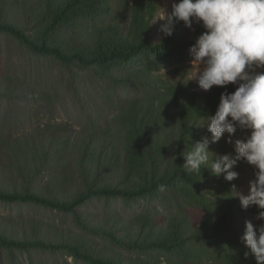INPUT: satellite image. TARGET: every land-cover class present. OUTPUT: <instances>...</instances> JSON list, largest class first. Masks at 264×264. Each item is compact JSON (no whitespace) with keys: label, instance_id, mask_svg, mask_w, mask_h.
<instances>
[{"label":"trees","instance_id":"obj_1","mask_svg":"<svg viewBox=\"0 0 264 264\" xmlns=\"http://www.w3.org/2000/svg\"><path fill=\"white\" fill-rule=\"evenodd\" d=\"M157 1L0 0V33L29 53L52 57L65 65L108 69L130 63L141 53L162 62L182 63L191 58L188 49L203 29L193 24L178 35L176 23L170 37L162 35L151 43ZM111 2L117 3L115 10L110 8ZM101 16L104 19L100 20ZM80 19H87V30L93 29L88 33L73 32L84 47L67 46L56 38L61 29L72 38L67 28ZM146 68L130 70L129 77L145 78L158 95L149 101L133 100L126 108L124 115L131 126L120 133L125 152L117 148L121 136L114 140L109 127L93 134H69L67 128L72 130L68 123L54 122L38 128L37 134H0V180L9 182L8 189L0 185V201L66 214L74 227L65 230L35 218L7 220L11 222H5L6 226L15 231L0 229V247L64 253L79 264H133L131 257L123 255L124 251H138L140 258L156 249L186 262L184 258L190 254L186 243L193 241L218 249L220 260L215 264H255L251 256L245 257L247 249L233 231L230 194L219 195L214 202L207 169H202L200 175L183 169V155L191 148L195 125L202 117L214 114L221 92H232L235 87L213 86L206 93H199L186 80L151 77L148 71L155 66ZM184 69L180 66L174 72L184 74ZM12 86L0 80V98L21 102L24 91ZM167 139L169 146L157 149ZM125 169L131 177L124 176ZM218 182L226 181L220 177ZM226 185L230 192L229 183ZM164 187L177 202L202 207L207 215L191 233L184 231L187 219L179 215L174 222L170 220L160 227L152 228L144 222L138 230H131L134 227L129 220V226H125L113 215L100 216L87 210L96 199L132 202L163 196L160 192ZM244 211L257 215L254 206ZM123 230L128 231L127 237L121 235Z\"/></svg>","mask_w":264,"mask_h":264},{"label":"rangeland","instance_id":"obj_2","mask_svg":"<svg viewBox=\"0 0 264 264\" xmlns=\"http://www.w3.org/2000/svg\"><path fill=\"white\" fill-rule=\"evenodd\" d=\"M172 3L173 0H158L153 19L158 15L159 8L164 10L165 13H170ZM116 4V2H111L110 8L115 10ZM99 19H104V16ZM163 23L162 20L151 23V43L157 42L162 37L163 33L160 28ZM87 25V19H80L74 26L67 28L72 38L68 37L69 35L64 29L57 33L56 38L64 40L67 46L82 48L85 44H81L74 37L73 32H92L91 27L87 30ZM185 30L188 31V27H185L183 22H179L177 34L180 35ZM190 60L191 58L182 63L162 62L152 55L141 53L135 56L130 63L119 64L108 69L105 67L92 69L81 67L78 64H76L77 66L65 65L52 57L34 55L11 37L0 33V80L9 82L14 88L20 87V91L25 93V98L21 102L0 98V134L19 135L28 131L37 134L40 131L38 128H44L48 124L56 122L68 123L72 130L70 131L67 128L69 134H93L94 132L98 133L101 128L109 127L115 140L118 136H121L120 133L123 132L126 126H131L124 115L128 105L133 100L149 101L154 99L155 95H158L152 84L147 83L145 78L129 77V71L133 69L144 71L147 66L154 65L155 68L148 71V75L151 77H159L163 80L187 81L188 73L186 71L191 68ZM180 66L185 67L184 74L174 72ZM188 83H190L193 90L199 93L207 92L200 90L194 80H190ZM195 133L193 142L200 140L203 136H210L206 131V126L196 127ZM244 135V132L237 129L232 139L233 141L243 139ZM122 137H119L117 148L119 151L125 152L126 148ZM226 137L227 133L219 142L210 144L209 151L215 154L227 153L234 155L233 145L225 142ZM161 146H169L168 139L166 143L159 145L157 149ZM141 158L142 162L144 158ZM0 164L3 167L1 157ZM5 167H8L7 163H5ZM1 170L2 168H0ZM233 170L239 173L238 178L231 182L225 180L226 182L223 183L218 182L223 174L216 177L211 175L207 169L209 177L212 178L208 185L210 192L214 193L210 194L212 198L214 197V202L219 195L226 196L227 193L230 196L232 195L228 191L226 183H229L230 191L231 185L235 184L237 191L247 194L248 184L253 172L252 167L243 161H239ZM4 171H8V168ZM126 171L127 173L124 176L131 177V172ZM134 178H136V172ZM8 183L7 180H0V185H3L5 189L9 188ZM160 193L163 196H149L132 202L96 199L89 203L87 210L100 216L113 215L114 218L121 219L125 226L133 225L134 228L130 227L131 230H138L137 227L145 224L144 222H148L149 227L152 228L160 227L170 220L174 222V217L179 215L187 219L183 226L184 231L188 234L194 231L205 214L202 207L188 206L182 204L181 201L177 202L173 199L172 193H169L165 187ZM230 205L232 206L231 225L240 240L246 220L251 221L254 226H258L261 222L255 218V214L241 209L238 198L231 196ZM205 216L207 215L205 214ZM29 218L40 219L61 229L71 228L74 230L70 216L66 214L34 205L0 201V229L5 228L9 231H15L13 228L7 227L5 222H21L23 220L27 221ZM127 220L130 221L129 225L126 223ZM127 234H129L128 231L123 230L121 235L127 237ZM186 244L187 248L190 249V254L184 258L186 262H183L181 258H177L174 254H166L156 249L146 252V256L143 255L140 258H138L140 254L138 251H130L129 253L124 251L123 255L131 257L133 264H148L151 262V264H197L200 262L205 263V261L208 264H215L219 262V252L218 249H215L216 247L210 248L203 243L193 241ZM105 245L114 248L107 243ZM117 251L120 250L117 249ZM0 264L79 263L64 253L51 254L33 250L24 252L0 247Z\"/></svg>","mask_w":264,"mask_h":264},{"label":"clouds","instance_id":"obj_3","mask_svg":"<svg viewBox=\"0 0 264 264\" xmlns=\"http://www.w3.org/2000/svg\"><path fill=\"white\" fill-rule=\"evenodd\" d=\"M162 20L160 31L165 37L174 32L176 23L185 27L199 25L203 30L189 47L191 68L187 82L194 80L200 90L213 86L232 92H221L214 114L202 117L196 127L210 134L191 144L184 155L183 169L200 175L208 169L211 175L231 182L238 178L235 166L245 162L253 169L247 194L231 185L232 197L238 198L242 210L257 209L254 226L245 221L240 237L246 247L245 257L264 264V0H173L170 13L159 8L151 23ZM237 129L243 139L232 137ZM232 144L234 155L215 154L209 145L220 141ZM211 155V159H210Z\"/></svg>","mask_w":264,"mask_h":264}]
</instances>
